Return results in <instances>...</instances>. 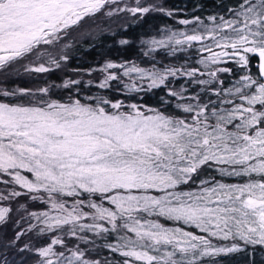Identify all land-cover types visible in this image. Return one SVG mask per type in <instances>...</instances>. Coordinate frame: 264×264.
<instances>
[{
  "label": "snow or ice",
  "instance_id": "1",
  "mask_svg": "<svg viewBox=\"0 0 264 264\" xmlns=\"http://www.w3.org/2000/svg\"><path fill=\"white\" fill-rule=\"evenodd\" d=\"M151 13L183 27L140 39L147 67L106 61L87 70L102 78L85 87L163 89L159 106L84 95L72 77L9 86L67 68L70 41L89 22ZM115 42L132 44L123 34ZM257 246L264 0L191 18L155 0H0V264H17L10 255L19 264H219Z\"/></svg>",
  "mask_w": 264,
  "mask_h": 264
},
{
  "label": "trees",
  "instance_id": "2",
  "mask_svg": "<svg viewBox=\"0 0 264 264\" xmlns=\"http://www.w3.org/2000/svg\"><path fill=\"white\" fill-rule=\"evenodd\" d=\"M131 2V0H129ZM156 3H162L170 10H173L178 18H191L193 15L207 17L213 14H225V9L234 3V0H155ZM183 27L176 23V20L163 16L159 13H151L140 20H134L124 14L122 16H114L111 18L101 17L95 23L89 22L81 32L74 33L73 39L70 41L72 47L68 50L70 59L67 68L56 70L49 74H43L38 78H29L27 76L14 79L9 84L10 87L19 85L20 87H38L43 81L55 82L60 84L68 77L81 79V92L84 95H100L104 94L113 98L125 100L126 103L138 102L149 106H159L160 99L165 95L163 89H157L147 94L136 93L124 94L117 93L115 89L118 85L113 82L112 91L104 92L95 87H85L88 80L98 81L102 78L101 73L93 71L91 75H87L88 69H96L106 61L123 62L134 61L141 66L147 67L148 61L142 57L140 44L141 38H146L145 34L155 35L158 27ZM121 34L132 41L127 47H120L115 41L121 38ZM182 56L183 54H178ZM164 63H180L172 57H165L161 52L157 57ZM78 70V71H73ZM182 81L176 82L175 86L179 87ZM58 96L56 98L68 95L63 89H57ZM127 97V99H126ZM21 203L34 206L35 202L21 198ZM8 235L11 230L6 229ZM105 253L102 251L101 256ZM10 259H16L19 264L20 257L10 255ZM219 264H264V247L257 246L249 248L247 252L232 254L230 256L221 257Z\"/></svg>",
  "mask_w": 264,
  "mask_h": 264
}]
</instances>
